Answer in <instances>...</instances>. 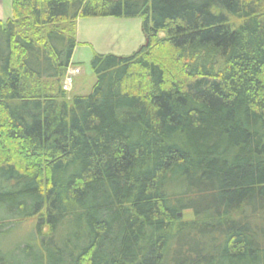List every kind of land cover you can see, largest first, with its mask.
Listing matches in <instances>:
<instances>
[{
  "label": "trees",
  "instance_id": "obj_1",
  "mask_svg": "<svg viewBox=\"0 0 264 264\" xmlns=\"http://www.w3.org/2000/svg\"><path fill=\"white\" fill-rule=\"evenodd\" d=\"M12 10L0 21V264H264V0ZM94 18H140L148 45L94 52L91 92L68 96L78 20Z\"/></svg>",
  "mask_w": 264,
  "mask_h": 264
},
{
  "label": "rangeland",
  "instance_id": "obj_2",
  "mask_svg": "<svg viewBox=\"0 0 264 264\" xmlns=\"http://www.w3.org/2000/svg\"><path fill=\"white\" fill-rule=\"evenodd\" d=\"M164 34H160L162 38ZM77 47L73 56L74 66H78L80 74L74 79L72 90L68 96L88 95L95 83V76L91 68L94 52L129 56L145 45L146 40L142 32V20L94 18L79 19L77 23ZM81 93V94H78ZM192 212H185L183 220H192ZM35 219L24 220L13 224L11 233L16 231L2 244L3 249H11L31 232ZM5 230V228H4Z\"/></svg>",
  "mask_w": 264,
  "mask_h": 264
},
{
  "label": "crops",
  "instance_id": "obj_3",
  "mask_svg": "<svg viewBox=\"0 0 264 264\" xmlns=\"http://www.w3.org/2000/svg\"><path fill=\"white\" fill-rule=\"evenodd\" d=\"M12 16H13L12 0H0V21L5 22L11 19Z\"/></svg>",
  "mask_w": 264,
  "mask_h": 264
},
{
  "label": "built area",
  "instance_id": "obj_4",
  "mask_svg": "<svg viewBox=\"0 0 264 264\" xmlns=\"http://www.w3.org/2000/svg\"><path fill=\"white\" fill-rule=\"evenodd\" d=\"M80 74L79 68H70L67 76L63 80L62 88L65 92H69L73 86V79Z\"/></svg>",
  "mask_w": 264,
  "mask_h": 264
},
{
  "label": "water",
  "instance_id": "obj_5",
  "mask_svg": "<svg viewBox=\"0 0 264 264\" xmlns=\"http://www.w3.org/2000/svg\"><path fill=\"white\" fill-rule=\"evenodd\" d=\"M148 45V41L146 40V43H145V45L144 46H147Z\"/></svg>",
  "mask_w": 264,
  "mask_h": 264
}]
</instances>
